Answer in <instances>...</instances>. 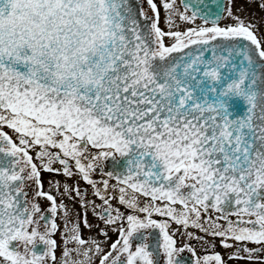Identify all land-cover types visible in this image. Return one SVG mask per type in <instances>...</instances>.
<instances>
[{
	"label": "snow or ice",
	"instance_id": "snow-or-ice-1",
	"mask_svg": "<svg viewBox=\"0 0 264 264\" xmlns=\"http://www.w3.org/2000/svg\"><path fill=\"white\" fill-rule=\"evenodd\" d=\"M233 262L264 264V0H0V264Z\"/></svg>",
	"mask_w": 264,
	"mask_h": 264
},
{
	"label": "flooded vegetation",
	"instance_id": "flooded-vegetation-1",
	"mask_svg": "<svg viewBox=\"0 0 264 264\" xmlns=\"http://www.w3.org/2000/svg\"><path fill=\"white\" fill-rule=\"evenodd\" d=\"M177 3H179V0H177ZM248 10H249L250 12H251L252 10H255L257 17H259L260 15H262V14L260 13L259 9H256V7H255L254 4L251 5V7H250ZM85 234L87 235V233H85ZM233 264H244V262H233Z\"/></svg>",
	"mask_w": 264,
	"mask_h": 264
},
{
	"label": "rangeland",
	"instance_id": "rangeland-1",
	"mask_svg": "<svg viewBox=\"0 0 264 264\" xmlns=\"http://www.w3.org/2000/svg\"><path fill=\"white\" fill-rule=\"evenodd\" d=\"M249 11V10H248ZM250 12V11H249Z\"/></svg>",
	"mask_w": 264,
	"mask_h": 264
}]
</instances>
